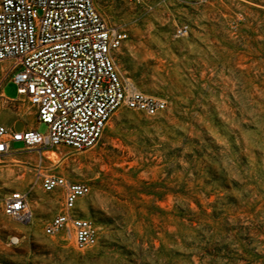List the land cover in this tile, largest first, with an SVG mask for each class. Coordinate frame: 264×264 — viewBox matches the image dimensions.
Instances as JSON below:
<instances>
[{
  "label": "rangeland",
  "instance_id": "1",
  "mask_svg": "<svg viewBox=\"0 0 264 264\" xmlns=\"http://www.w3.org/2000/svg\"><path fill=\"white\" fill-rule=\"evenodd\" d=\"M96 6L128 34L115 54L121 76L166 108L117 110L85 150L14 143L19 153L0 156V200L27 192L33 211L26 225L0 214V264H264V0ZM3 94L17 99V86L5 82ZM0 122L36 123L26 98L1 97ZM39 174L90 187L77 213L98 227L95 247L44 235L62 197L43 192Z\"/></svg>",
  "mask_w": 264,
  "mask_h": 264
},
{
  "label": "built area",
  "instance_id": "2",
  "mask_svg": "<svg viewBox=\"0 0 264 264\" xmlns=\"http://www.w3.org/2000/svg\"><path fill=\"white\" fill-rule=\"evenodd\" d=\"M187 25L176 36L187 35ZM128 38L99 12L96 0H0V97L26 98L37 128L15 129L0 122V156L24 149L59 146L85 150L95 146L106 124L121 108L156 116L165 100L138 90L123 78L115 54ZM17 86V99L3 94L5 82ZM45 193H60L59 211L43 227L46 236L62 232L74 238L75 248L86 251L98 243V227L77 213L90 187L54 174H39ZM0 214L19 225L33 219L27 192L13 191L0 200ZM21 237L12 233L8 246Z\"/></svg>",
  "mask_w": 264,
  "mask_h": 264
},
{
  "label": "crops",
  "instance_id": "3",
  "mask_svg": "<svg viewBox=\"0 0 264 264\" xmlns=\"http://www.w3.org/2000/svg\"><path fill=\"white\" fill-rule=\"evenodd\" d=\"M38 126L37 123H35L34 125L31 126V128H36ZM16 129V128H15ZM21 129H24V128H21ZM29 129V128H28ZM22 150L24 149L23 147L21 148Z\"/></svg>",
  "mask_w": 264,
  "mask_h": 264
}]
</instances>
